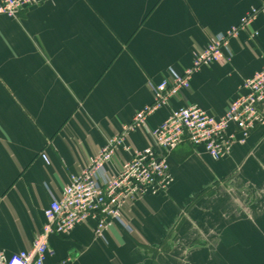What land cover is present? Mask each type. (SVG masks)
Listing matches in <instances>:
<instances>
[{"label":"crops","instance_id":"crops-1","mask_svg":"<svg viewBox=\"0 0 264 264\" xmlns=\"http://www.w3.org/2000/svg\"><path fill=\"white\" fill-rule=\"evenodd\" d=\"M264 0H48L0 16V249L30 251L60 197L138 112L152 87L185 74L212 39ZM258 32L253 40L251 33ZM231 60L202 65L170 105L127 132L143 150L174 110L220 118L263 68L264 16L229 41ZM43 155H47L45 163ZM123 147L109 164L120 171ZM168 191L127 203L130 231L96 223L49 238L46 264H264V128L214 161L189 142L168 155Z\"/></svg>","mask_w":264,"mask_h":264},{"label":"built area","instance_id":"built-area-1","mask_svg":"<svg viewBox=\"0 0 264 264\" xmlns=\"http://www.w3.org/2000/svg\"><path fill=\"white\" fill-rule=\"evenodd\" d=\"M45 1L48 0H0V16L16 18ZM260 15L264 16V5L251 10L226 34L212 39L195 60L192 70L179 74L171 69L170 80L154 85L153 104L138 112L124 134L110 142L80 176L72 177L60 197L52 196L44 212L46 225L31 250L8 255L0 249V264H46L49 238L69 236L78 225L89 221L96 223L95 234L101 240H105L106 232L112 227L130 231L123 207L146 194L168 191L173 183L168 155L180 145L189 142L194 147L204 148L214 161H220L230 157L236 145H245L252 133L264 128L263 63L259 72L245 80V93L230 105L224 116L215 118L196 106L179 108L152 131V146L139 150L126 144L127 132L145 126L149 116L170 105L172 99L189 87L191 76L198 68L229 62L230 39L248 31ZM258 35L253 32L250 37L255 40ZM121 147L131 158L124 162L119 172L112 173L109 164ZM43 159L48 162L47 155H43ZM60 264H71V259Z\"/></svg>","mask_w":264,"mask_h":264},{"label":"bare ground","instance_id":"bare-ground-1","mask_svg":"<svg viewBox=\"0 0 264 264\" xmlns=\"http://www.w3.org/2000/svg\"><path fill=\"white\" fill-rule=\"evenodd\" d=\"M46 163V162H45Z\"/></svg>","mask_w":264,"mask_h":264}]
</instances>
